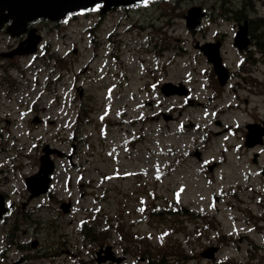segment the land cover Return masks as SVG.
<instances>
[{
    "label": "rangeland",
    "instance_id": "rangeland-1",
    "mask_svg": "<svg viewBox=\"0 0 264 264\" xmlns=\"http://www.w3.org/2000/svg\"><path fill=\"white\" fill-rule=\"evenodd\" d=\"M231 1L234 7L240 3L184 0L175 10L155 11L156 6L147 5L130 11L128 21L143 17L147 22L151 16L156 30L169 21L159 30L167 33L169 49L159 59L145 57L141 64L135 55L120 54L124 73L113 79L99 70L107 49H93L92 36L85 32L93 19L79 14L75 22H61L56 28L47 21L39 24L44 38L39 54L48 42L49 54L67 56L71 73L65 85H50L56 98L46 93L37 99L51 67L43 70L40 56L29 66L28 57L18 62L21 69L10 71L12 78L25 74L29 84L24 103L13 95V103L4 100L7 106L0 107V191L12 214L5 222L8 227L0 225V250L5 248V231L19 224L20 214L34 213L36 224L20 226L18 244L29 245L26 251L12 249L0 255V264L20 259L21 264H264V145H245L246 125L264 121V52L256 55L258 62L247 77L260 85L234 78L220 97L210 99L213 89L206 75L212 83L211 66L195 48L197 41H211L222 32L223 58L238 70L242 56L233 45L235 23L230 12L224 13ZM253 1L263 16L264 0ZM192 5L209 13L205 29L197 34L189 33L183 17ZM169 11L175 19L165 14ZM127 13L106 11L104 25L114 28ZM162 33L154 34L158 43L150 45L158 52ZM254 35L264 47V27H255ZM145 36L141 28V40ZM98 37L102 41L105 34ZM130 37L122 35L121 41ZM170 81L186 84L190 96L164 97L160 86ZM111 83L110 95L105 88ZM73 84L82 89L83 100L75 96ZM83 102L92 107L91 120L77 127ZM34 106L40 114L34 113ZM35 115L46 118L45 123L32 124ZM170 116L173 119L166 121ZM47 144L65 155L53 157L49 193L30 199L25 180L39 171ZM243 185L248 190L241 193ZM83 222L98 237L105 230L104 242L86 235ZM35 241L40 248L54 249L36 251L30 248ZM209 246L218 247L213 260L200 254ZM99 256L107 257L98 262Z\"/></svg>",
    "mask_w": 264,
    "mask_h": 264
},
{
    "label": "water",
    "instance_id": "water-1",
    "mask_svg": "<svg viewBox=\"0 0 264 264\" xmlns=\"http://www.w3.org/2000/svg\"><path fill=\"white\" fill-rule=\"evenodd\" d=\"M2 4H4L5 7L10 9L14 15H16V24L19 26H23L27 21L35 20L39 17H50L53 19H57L61 17L64 13V11L67 10H73L78 7H90L92 4L95 3L96 0H0ZM110 1L113 4H131L135 3L140 0H106ZM12 15V14H11ZM245 31L242 30L239 34V39L245 38ZM25 44H29V48L26 50L27 53H31L35 51V45L37 44V38L34 36H30L29 39L25 42ZM203 50L206 49V47L202 48ZM208 58L210 61H213L215 64V68L217 73L221 76V82L224 83L226 76H223L226 74V70L221 65V60L219 57V52L217 50H210L206 51ZM163 92L166 95L179 93V94H186L187 92L184 91L181 88L174 87L171 84H166L163 87ZM249 128V135H248V144L254 145L257 142H261V140H255L256 139V130L257 126L250 125ZM259 136L261 138L263 132H258ZM254 141V142H252ZM48 156H45L42 158L43 163H45L48 158ZM44 166H42L43 168ZM44 170V169H43ZM45 171V170H44ZM52 170L49 168L45 171L44 176V185L40 191L44 192L47 189L49 179L47 178L49 173ZM29 188L34 192L37 190L34 181L28 180ZM214 249L207 250L203 255L213 257ZM99 261L101 259L99 258Z\"/></svg>",
    "mask_w": 264,
    "mask_h": 264
},
{
    "label": "flooded vegetation",
    "instance_id": "flooded-vegetation-1",
    "mask_svg": "<svg viewBox=\"0 0 264 264\" xmlns=\"http://www.w3.org/2000/svg\"><path fill=\"white\" fill-rule=\"evenodd\" d=\"M30 27H31V25L29 24L28 25V28L26 29V31H25V33L24 34H22L21 36H19L18 38H16V40H17V43H16V46L24 39V37L28 34V31L27 30H29L30 29ZM15 46H13L11 49H13ZM10 49V50H11ZM209 80H210V78H209Z\"/></svg>",
    "mask_w": 264,
    "mask_h": 264
},
{
    "label": "trees",
    "instance_id": "trees-1",
    "mask_svg": "<svg viewBox=\"0 0 264 264\" xmlns=\"http://www.w3.org/2000/svg\"><path fill=\"white\" fill-rule=\"evenodd\" d=\"M253 22H254V23H253ZM259 22L261 23V22H263V20H262V19H260V20H257V21H256V23H257V24H258ZM250 23H251V24H255V25H256V23H255V21H254V20H253V21L251 20V22H250ZM256 27H257V26H256Z\"/></svg>",
    "mask_w": 264,
    "mask_h": 264
}]
</instances>
